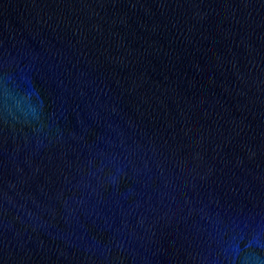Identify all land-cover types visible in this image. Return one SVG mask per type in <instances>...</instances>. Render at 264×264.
<instances>
[{
  "label": "water",
  "instance_id": "obj_1",
  "mask_svg": "<svg viewBox=\"0 0 264 264\" xmlns=\"http://www.w3.org/2000/svg\"><path fill=\"white\" fill-rule=\"evenodd\" d=\"M0 264H264V0H0Z\"/></svg>",
  "mask_w": 264,
  "mask_h": 264
}]
</instances>
